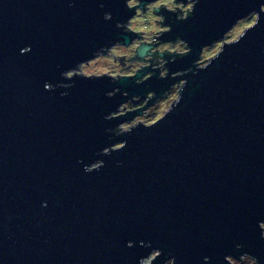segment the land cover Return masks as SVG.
Segmentation results:
<instances>
[{
    "label": "water",
    "instance_id": "1",
    "mask_svg": "<svg viewBox=\"0 0 264 264\" xmlns=\"http://www.w3.org/2000/svg\"><path fill=\"white\" fill-rule=\"evenodd\" d=\"M153 1L0 0V264H264V0L154 7L152 36L188 47L159 52L165 75L67 74L142 36L125 24ZM181 81L158 119L121 128Z\"/></svg>",
    "mask_w": 264,
    "mask_h": 264
},
{
    "label": "rangeland",
    "instance_id": "2",
    "mask_svg": "<svg viewBox=\"0 0 264 264\" xmlns=\"http://www.w3.org/2000/svg\"><path fill=\"white\" fill-rule=\"evenodd\" d=\"M135 3H137V0ZM173 3H174V10H177V8L175 7L177 6L179 7L180 10H182V14L185 15H187L186 9L188 8V5L190 4L191 8L193 6L192 0H188L186 4H184L183 6L181 2L175 3L173 1ZM153 4H155V1L148 3L147 7H145L144 10H142V8L140 7L137 8L134 15L125 24L126 28H130L134 31L136 29L138 31H142L140 33V35L142 36H140L139 39H135V41H133L130 45H125V46L116 43L114 44V46L108 48L107 51L100 53L99 55L93 57V59H90L87 62H83L81 65L78 66L79 68L75 70H71L67 74L71 75L72 72L85 73L87 75L108 73L115 77L119 75H126V73L128 72H134V70H136L137 67L141 64V61L132 60L131 65L125 67L114 61V55H126L127 57L132 56L135 53L136 46L141 41L153 40L155 37H153L152 35H157L161 33V30L165 28L164 26L158 23L156 24V21H153L151 19V17H158L157 14L153 12V8L151 9V17L149 16V6ZM191 8H188V11ZM256 16H257L256 12H254L243 17V19L236 21L233 27L224 34L222 39L213 42L212 45L206 46L201 52L199 62L202 61L203 59L204 60L199 64L202 65L206 63L210 58H212V56L215 55L221 49L222 47L221 44L223 43V41H233V39L237 38L243 32L244 28L254 23ZM156 29H160V30L157 31ZM185 46H186L185 42L179 40L178 42L175 43L168 42V43L159 44L157 48H159V50L171 48L173 50L179 51V50H184L186 48ZM177 97H178L177 92L171 91L167 96L161 97L160 100L155 105L151 106L148 111L146 110L143 114L139 115V117H136L132 121H128L121 124L120 125L121 128L127 129L129 126L138 123L139 121L144 122L146 124H150V122L158 119L163 114V112L166 111L171 106L172 102ZM262 227L264 229V222L262 223ZM153 256L154 253H152L150 257L144 259V263H149ZM167 263H169V261ZM230 264H259V263L256 262L254 258L250 257L247 254H244L238 259L231 257Z\"/></svg>",
    "mask_w": 264,
    "mask_h": 264
},
{
    "label": "flooded vegetation",
    "instance_id": "3",
    "mask_svg": "<svg viewBox=\"0 0 264 264\" xmlns=\"http://www.w3.org/2000/svg\"><path fill=\"white\" fill-rule=\"evenodd\" d=\"M165 6V5H164ZM166 7V6H165ZM167 8V7H166ZM174 11H176V15H177V17H185V16H187L188 15V12L186 13L187 15H185V14H182V13H180V10H174ZM160 19H157V22H158V24H160V25H162V26H164L165 28L164 29H162L161 31H163V30H166V29H168V26H165V25H163V21H164V16H162V15H157ZM130 29V28H129ZM137 30V29H136ZM138 31V30H137ZM139 32V31H138ZM140 33L141 32H139V35H140ZM140 37V36H139ZM139 37L138 38H136V39H139ZM155 38L153 39V40H146V41H143V42H147V43H149V44H157V46L159 45V44H163V43H168V42H159V39H158V37H156V36H154ZM180 40V39H179ZM178 40V41H179ZM135 41V40H134ZM178 41H176V42H178ZM171 43V42H170ZM157 46L156 47H152L151 48V53L149 54V55H147L144 59H143V61H141V64L137 67V68H140L141 66H144V65H147V64H149V65H151V67L152 68H155L156 70H159L160 71V75H165L166 73H167V70H166V67H165V59H162V57L159 55V52H161V51H164V50H166V51H168V52H174V53H185V52H187L188 51V47H186L184 50H179V51H177V50H173V49H171V48H168V49H164V50H159V48H157ZM99 55V54H98ZM123 56V57H122ZM122 56H118V57H115L114 58V61L115 62H117V63H119L120 65H122V66H125V67H127V66H130L131 65V62H132V60L133 59H131V57L132 56H126V55H122ZM136 61V60H135ZM139 61V60H138ZM198 66H201L200 64H198ZM137 70V69H136ZM136 70H134V72H128V73H126V74H135V72H136ZM142 79V78H141ZM181 85H182V81L180 82V83H174L173 85H171L170 86V88L167 90V92L166 93H164L163 95H161L160 96V98L161 97H165V96H167L171 91H176L177 92V94L179 95V90H180V88H181ZM149 96H152V93H149V95H148V97ZM160 98L159 99H157L155 102H154V104L153 105H155L159 100H160ZM145 101H146V99H139L138 101H137V98H132V99H129L128 101H127V103H126V105H125V110H127V109H134V108H138L139 106H142V105H144L145 104ZM153 105H151V106H153ZM150 106V107H151ZM149 107V108H150ZM149 108L147 109V111L149 110ZM123 111V109H121V111L120 112H122ZM146 111V110H145ZM144 111V112H145ZM143 112V113H144ZM142 113V114H143Z\"/></svg>",
    "mask_w": 264,
    "mask_h": 264
},
{
    "label": "clouds",
    "instance_id": "4",
    "mask_svg": "<svg viewBox=\"0 0 264 264\" xmlns=\"http://www.w3.org/2000/svg\"><path fill=\"white\" fill-rule=\"evenodd\" d=\"M136 2V0H129V6H132L134 5ZM165 5L167 6L170 10H174V3H173V0H155V4L153 5H150L149 6V16L151 17V9L154 8V7H159L160 5ZM188 8H191V5L189 4L188 5ZM151 19L153 21H155L156 19H160L159 17H151ZM157 31H159L160 29H156ZM24 51V49L22 50ZM46 88H48V85L46 84ZM98 169V168H97ZM87 171H91L90 169H86ZM262 237H264V233H261ZM144 242L141 241V244H143ZM132 242L130 241L129 242V246H131ZM208 257H205V260H207ZM167 261H172L173 264H174V258H169ZM139 264H143V258L141 257L140 260H139Z\"/></svg>",
    "mask_w": 264,
    "mask_h": 264
}]
</instances>
